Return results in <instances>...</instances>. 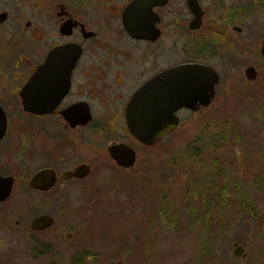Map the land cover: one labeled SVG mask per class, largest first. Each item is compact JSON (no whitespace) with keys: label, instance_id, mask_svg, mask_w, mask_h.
<instances>
[{"label":"flooded vegetation","instance_id":"af4514ba","mask_svg":"<svg viewBox=\"0 0 264 264\" xmlns=\"http://www.w3.org/2000/svg\"><path fill=\"white\" fill-rule=\"evenodd\" d=\"M263 46L264 0L0 7V231L35 237L40 264H59L61 245L74 262L99 246L107 262L153 264V234L172 229L179 186L183 215L207 237L199 264H262L264 249L237 239L220 258L219 203H250V194L229 191L264 185V153L233 134L235 159L218 146L217 124L220 108L264 78ZM171 105L177 124L168 129ZM130 115L150 141L131 131ZM176 134L179 157L170 147ZM102 217L119 226L99 231L92 219ZM254 234L263 237L264 227Z\"/></svg>","mask_w":264,"mask_h":264},{"label":"rangeland","instance_id":"374dc122","mask_svg":"<svg viewBox=\"0 0 264 264\" xmlns=\"http://www.w3.org/2000/svg\"><path fill=\"white\" fill-rule=\"evenodd\" d=\"M37 2L38 0H0V7L16 4L23 9V12H26V10L32 9ZM245 87L246 89L239 92L242 95L236 105L220 108V120L217 124L220 133L218 146L220 148H230V151H232V142L230 140L233 134H244L247 147L255 150L261 149L260 152L264 153V78L258 77ZM235 92L238 91L231 92L233 96ZM170 147L173 149V155L179 157L183 147V140L179 134L172 136ZM232 152L230 155L232 154L234 157V152ZM261 164L264 170V160ZM240 171L239 168L238 172ZM254 173L252 176H254ZM178 188L179 186H174L171 191L172 200H175L172 205V229L166 230V233L156 230L155 234H153L155 255L152 260L153 264H199L200 243L203 239L206 240L207 237L202 234L203 231H201L202 227L199 226L200 224H192V219H187L183 215L181 211V209L183 210V200L180 202L181 198L178 196L180 195ZM231 193L233 195L247 193L251 195L252 200L250 203L243 204L236 200L233 203H227L226 201L225 204H221L224 201L222 199V202L219 203L222 214H219L220 236L218 250L220 258L225 259L231 256L233 239L243 243L247 250L256 246L264 249V236L261 237V235L257 236L254 234L255 229L264 227V185L253 188L243 184L241 191L232 186ZM191 202L193 201L191 200ZM184 210H187V208L184 207ZM11 221L8 218L7 224L11 223ZM92 221L99 227V231L100 228L103 229L101 232H104L107 227L119 226L118 218L106 219L102 217L92 219ZM166 229H168V226ZM33 239L35 237L28 239L27 235L22 231H7V233L0 231V261L7 264H40L41 257L34 256L37 250ZM60 247L61 249L57 254L59 264H115L104 260V254H99V246L92 249L91 258L81 262H78L77 254L75 255L76 262L71 261L73 255L70 257V254L72 253L69 254V250L63 248L62 245ZM105 247L104 245L103 248ZM110 259H113V257H110ZM261 260L263 261L262 264H264V257H261Z\"/></svg>","mask_w":264,"mask_h":264},{"label":"water","instance_id":"95a60500","mask_svg":"<svg viewBox=\"0 0 264 264\" xmlns=\"http://www.w3.org/2000/svg\"><path fill=\"white\" fill-rule=\"evenodd\" d=\"M263 54H264V46H263ZM250 76V74H249ZM29 109H32V110H37V109H41V107L35 105V104H30L29 107L28 106H25ZM130 108L133 109V104H130ZM47 109H50V107H44L43 110H47ZM168 109H171L172 111V117H171V120H168L166 121L165 125H166V128H171L173 126H175L177 124V117L173 114V111L175 109H177V106L175 105H171V107H169ZM129 126H130V129L132 132L136 133L137 135H139L140 139L142 140H145V141H150V138L146 137L145 134L147 133H142L141 132V127L139 128L138 124H142L141 122H138V121H134L133 118H132V115H130V119H129ZM164 131V130H162ZM162 133V132H161ZM161 133H156V137H158ZM47 217L45 216H40V217H37L35 218L32 223H31V226L32 227H36L38 223L42 222L44 219H46ZM241 249V246L239 245H236V247L234 248V254L236 256H239V252L238 250Z\"/></svg>","mask_w":264,"mask_h":264},{"label":"trees","instance_id":"16d2710c","mask_svg":"<svg viewBox=\"0 0 264 264\" xmlns=\"http://www.w3.org/2000/svg\"><path fill=\"white\" fill-rule=\"evenodd\" d=\"M221 189H222V196H223V197H225V195H227L229 192H230L229 194H232L231 191H229L228 188H226V187H222ZM227 191H229V192H227ZM221 202H222V201H221ZM225 202H226V201L224 200L221 204H225ZM230 202L233 203L234 200L231 199V200L228 201L227 203H230ZM236 203H237V202H236ZM242 204H243V203H242ZM242 207H244V206H242Z\"/></svg>","mask_w":264,"mask_h":264}]
</instances>
